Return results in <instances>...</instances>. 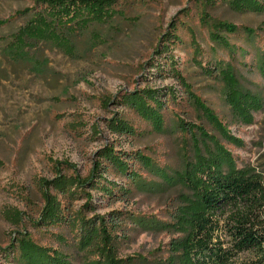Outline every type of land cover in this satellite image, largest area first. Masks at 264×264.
I'll use <instances>...</instances> for the list:
<instances>
[{
    "label": "rangeland",
    "instance_id": "374dc122",
    "mask_svg": "<svg viewBox=\"0 0 264 264\" xmlns=\"http://www.w3.org/2000/svg\"><path fill=\"white\" fill-rule=\"evenodd\" d=\"M33 6L34 0H0V21L10 20L0 28V264H15L5 250L18 232L70 256L74 264H86L90 257L75 251L66 229L35 227L44 206L42 181L52 180L57 170L86 178L99 153L110 147L145 159L131 162L132 182L114 172L104 175L128 189L126 200L111 201L86 187L91 209H83L88 200L84 195L75 200L59 197L65 211L87 219H110L119 213L114 233L118 257L128 264H188L191 220L200 208L195 168L205 160L222 164L218 160L222 147L235 168L264 180V13L238 14L220 1L206 8L193 0H130L117 13L80 23L74 31L68 24L64 31L74 46L58 40L46 43L47 33L57 28L38 25L29 29L35 34L26 36L24 30L25 42L17 47L12 35L29 27L30 17L15 18L16 13ZM205 14L238 28L233 35L219 33L229 50L210 38L211 30L202 25ZM30 37L41 39L32 47ZM169 38V52L159 56ZM86 42L88 53L80 49ZM168 55L190 85L191 100L168 76L169 64L163 62ZM156 64L164 75L151 68ZM215 64L219 69L205 75L202 68ZM170 89L178 98L175 103L170 101ZM234 89L262 101L263 109L252 114L250 126L232 118L225 96ZM142 90L160 92L165 103L160 132L120 101L123 95ZM114 118L124 119L135 135L111 134L107 124ZM213 118L241 145L228 144ZM187 125L193 129L185 130ZM5 209L21 213L19 227L4 220ZM58 236L71 247L60 244ZM253 260L250 254H240L232 264Z\"/></svg>",
    "mask_w": 264,
    "mask_h": 264
},
{
    "label": "trees",
    "instance_id": "16d2710c",
    "mask_svg": "<svg viewBox=\"0 0 264 264\" xmlns=\"http://www.w3.org/2000/svg\"><path fill=\"white\" fill-rule=\"evenodd\" d=\"M130 0H34V6L16 13L15 18L30 17V26L12 35L11 40L21 45L25 42L21 36L35 34L32 26L48 25L56 27L47 33L46 38L62 41L65 44H73V39L68 36L64 28L85 23L88 20H99L111 13H117L121 5ZM206 8H214L217 2L226 4L230 10L238 14L261 15L264 13V0H193ZM13 18V19H15ZM10 20L0 21V28ZM35 22V23H34ZM37 22V23H36ZM87 24V23H86ZM202 25L209 28L210 38L226 49H230L227 40L219 33L233 35L238 32L234 25L214 21L206 14L202 18ZM62 27L63 29H59ZM33 31H30L29 29ZM25 30V31H24ZM59 30V31H58ZM246 30V29H245ZM49 35V33H51ZM249 33V30H246ZM40 35V34H39ZM32 47L40 42V37H30ZM165 46L157 54L163 56L168 53V47L172 38L166 40ZM84 43V42H83ZM80 49L89 52L88 43L82 44ZM29 58V57H28ZM163 62L169 64L168 76L173 77L184 90L188 100L193 98L190 85L182 77L178 70L177 62L171 55L163 58ZM201 67V66H200ZM219 64L213 68L203 67L205 75L212 76L213 71L219 69ZM156 73L162 71L158 64L151 66ZM150 68V69H151ZM162 74V72L160 73ZM170 101L175 103L178 99L174 90H169ZM225 100L232 113V118L237 122L250 126L253 124V113L263 109L262 101L249 92L229 90ZM121 103L131 110L139 119L160 132L164 127L162 111L165 103L161 100V94L157 91H134L122 96ZM219 133L224 135L230 145L240 146L241 143L232 137L229 131L215 118L211 119ZM182 126L185 123L179 120ZM193 125H187L185 130L191 131ZM109 132L118 137H131L135 135L133 128L122 118H114L108 121ZM202 135H206L201 131ZM219 162L205 160L195 169L199 171L200 208L197 209L191 220V242L187 253L188 264H232L233 259L240 254H250L254 260L251 264H264V180L260 176L247 174L235 168L234 159L222 147H219ZM145 162L140 154L117 153L113 148H106L99 153V159L94 163L93 169L86 178L78 175H62L56 171L55 177L42 181V199L44 206L35 227L45 229L64 228L70 233L71 246L75 251L83 253L88 258L86 264H128V260L118 257L117 233L120 217L116 212L110 219L95 216L85 218L81 213L66 212L62 200H75L79 197L88 198L84 210L91 209V197L85 193V188L97 190L103 197L111 201H125L128 189L110 182L105 174L114 172L125 177L127 182L134 180L133 164ZM139 164V163H138ZM59 167L75 170L66 163H57ZM222 165V166H220ZM115 214V216H114ZM117 214V215H116ZM3 218L10 225L19 227L21 213L15 210L5 209ZM16 239L7 251L8 260L15 264H74L70 256L59 250L45 248L37 245L29 235L18 232ZM62 245L71 247L65 238L58 236Z\"/></svg>",
    "mask_w": 264,
    "mask_h": 264
}]
</instances>
